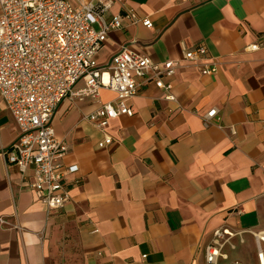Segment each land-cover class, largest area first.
I'll list each match as a JSON object with an SVG mask.
<instances>
[{
  "label": "crops",
  "instance_id": "1",
  "mask_svg": "<svg viewBox=\"0 0 264 264\" xmlns=\"http://www.w3.org/2000/svg\"><path fill=\"white\" fill-rule=\"evenodd\" d=\"M74 7L100 0H68ZM106 21L120 16L96 55L106 64L121 47L155 62L181 64L164 77L176 100L138 79L120 114L99 126L88 116L117 94L64 99L52 116L67 145L70 198L48 208L6 151L19 135L0 95V264H49L68 238L77 264H205L220 227L236 232L227 258L260 264L264 251V0H101ZM131 11L138 21L126 15ZM149 18L153 27L142 20ZM260 44L251 49L250 45ZM205 55L184 61L185 49ZM215 62L211 74L201 71ZM80 81L77 86L82 85ZM215 116L205 118L212 108ZM106 136L112 141L100 146Z\"/></svg>",
  "mask_w": 264,
  "mask_h": 264
},
{
  "label": "built area",
  "instance_id": "2",
  "mask_svg": "<svg viewBox=\"0 0 264 264\" xmlns=\"http://www.w3.org/2000/svg\"><path fill=\"white\" fill-rule=\"evenodd\" d=\"M108 6L101 0L77 8L68 0H0V95L19 130L5 158L17 165L24 179L31 171L33 179L25 184L33 188L48 208H59L69 200L65 179L78 168L62 164L67 145L56 137L51 122L64 99L97 98L104 88L114 91L117 106L112 102L103 103L88 116L99 126H105L110 118L120 114H133L125 101L137 93L138 79H151L164 92L165 99L176 100L172 84L163 78L175 74L181 64L177 60L155 62L123 46L106 64L97 62L96 55L108 33L122 26L120 16L109 21L104 19ZM126 16L138 21L131 11ZM142 23L153 27L149 18ZM259 45L254 43L250 48L256 49ZM205 53L203 45L185 49L183 60L196 61ZM216 70L215 62L201 65L203 73ZM80 81L83 84L77 86ZM216 113L214 107L205 118ZM111 141L106 136L99 145ZM0 222L5 220L0 217ZM235 235L228 227L216 229L205 247V264H219L220 258H227L223 247ZM258 260L264 264L261 249ZM231 264L243 263L234 260Z\"/></svg>",
  "mask_w": 264,
  "mask_h": 264
},
{
  "label": "rangeland",
  "instance_id": "3",
  "mask_svg": "<svg viewBox=\"0 0 264 264\" xmlns=\"http://www.w3.org/2000/svg\"><path fill=\"white\" fill-rule=\"evenodd\" d=\"M80 252L76 244L69 242L68 238L61 241L59 247L54 251L49 264H77Z\"/></svg>",
  "mask_w": 264,
  "mask_h": 264
},
{
  "label": "bare ground",
  "instance_id": "4",
  "mask_svg": "<svg viewBox=\"0 0 264 264\" xmlns=\"http://www.w3.org/2000/svg\"><path fill=\"white\" fill-rule=\"evenodd\" d=\"M259 239L264 241V233L259 234Z\"/></svg>",
  "mask_w": 264,
  "mask_h": 264
}]
</instances>
